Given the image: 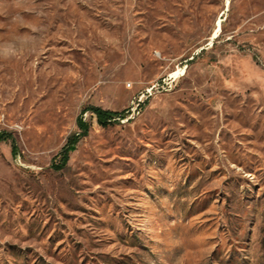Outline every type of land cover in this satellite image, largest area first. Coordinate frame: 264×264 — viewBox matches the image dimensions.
I'll list each match as a JSON object with an SVG mask.
<instances>
[{
  "label": "rangeland",
  "instance_id": "obj_1",
  "mask_svg": "<svg viewBox=\"0 0 264 264\" xmlns=\"http://www.w3.org/2000/svg\"><path fill=\"white\" fill-rule=\"evenodd\" d=\"M0 134V264H264V0H0Z\"/></svg>",
  "mask_w": 264,
  "mask_h": 264
},
{
  "label": "trees",
  "instance_id": "obj_2",
  "mask_svg": "<svg viewBox=\"0 0 264 264\" xmlns=\"http://www.w3.org/2000/svg\"><path fill=\"white\" fill-rule=\"evenodd\" d=\"M83 112H84V114L89 113V112L94 114L96 117L98 125L103 129H107L111 126H114L117 122H120L121 120L126 119V115L130 113L129 110L124 111L122 113H117V112H113L110 110H104V109L98 108V107H89V108L85 109ZM118 119H119V121H118ZM77 125H78V128L80 130V133L74 135L68 141V145L63 152L60 167H58V168H63L67 164V162L69 160V154L73 151L75 144H77V142L82 137H85L88 134L89 125L87 123H85V121L83 120V117L79 119ZM3 140H4V136L0 134V142H2Z\"/></svg>",
  "mask_w": 264,
  "mask_h": 264
}]
</instances>
